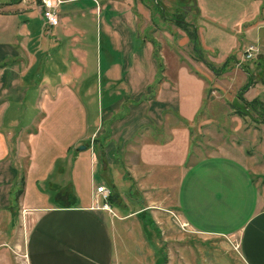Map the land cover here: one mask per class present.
Listing matches in <instances>:
<instances>
[{
    "label": "crops",
    "instance_id": "1",
    "mask_svg": "<svg viewBox=\"0 0 264 264\" xmlns=\"http://www.w3.org/2000/svg\"><path fill=\"white\" fill-rule=\"evenodd\" d=\"M176 4L186 10L196 8L197 20L186 23L194 31L193 49L196 44L197 59L207 73L219 63L220 68L230 60L239 63L245 47L254 42L258 51L249 64L253 66L243 71L264 74V0H62L57 7L59 21L52 26L45 22L39 0H0V264H123V239L112 221L115 214L111 208H92L99 185L114 198L111 165H122L134 181L153 189L179 178L170 197L176 207L186 205L185 232L216 233L200 223L201 205L208 200L205 191L214 187L200 179L193 186L183 183L194 141L192 126L205 101L207 80L191 69L195 63L179 56V44L189 36L179 30ZM116 41L120 55L113 53ZM89 67H104L95 84L106 85L100 93L107 100L86 140L89 155L69 157L71 148L66 150L61 143L38 155L33 134L18 142L5 128L2 116L10 108L6 101L34 91L35 78L41 84L52 78L82 84ZM108 85L138 86L124 94L121 105L109 102ZM63 90L54 89L57 98ZM48 91L51 87L41 88L43 101ZM98 164L101 172H108L104 184H94ZM180 190L185 193L179 195ZM195 194L199 205L191 207L189 199ZM209 195V205L212 200L216 204V194ZM149 199L147 206L120 218L157 209ZM261 201L234 230L243 264H264ZM145 238L155 253L161 249ZM217 254L200 256L191 250L180 258L171 257L170 264H222V255Z\"/></svg>",
    "mask_w": 264,
    "mask_h": 264
},
{
    "label": "rangeland",
    "instance_id": "2",
    "mask_svg": "<svg viewBox=\"0 0 264 264\" xmlns=\"http://www.w3.org/2000/svg\"><path fill=\"white\" fill-rule=\"evenodd\" d=\"M168 10L174 11L173 8ZM175 12L177 18H183L185 22L197 20L195 7L186 10L180 4H176ZM178 27L189 36L187 41L179 44L182 50L179 52L180 58L185 60L188 58L195 63L196 66H192L191 69L198 71L207 80L205 101L192 126L194 141L187 158L186 170L183 172L186 175L183 183L187 182L193 186L199 182L196 179H200L201 183L214 187L204 190L211 193L212 198L216 194V204L212 200V204L209 205L210 195L208 192L203 193L208 200L206 204L201 205L204 213L200 214L202 220L200 223L203 228L216 233L203 235L198 232L193 234L185 232L186 223L182 220L185 217L186 205L176 207L170 197L179 186V178L167 182L168 185L162 181L161 188L153 189L148 183L134 181L129 173L124 171L122 165H111L109 177L112 183L109 184L114 198L109 200V206L115 214L112 221L119 226L118 235L120 234L123 239L120 257L123 264H170L171 257L180 258V254L192 250L200 256L207 253L221 254L222 264H243L238 253L240 250L238 237L235 236L234 230L254 213L261 200L264 201V126H261L264 125L262 121L264 74L253 73L249 79V75H246L243 69L253 65H249L252 61L245 58L244 51L239 63L230 60L223 66L224 68H220L222 63H219L212 70L208 67L210 70L207 73V67L205 68L197 59L193 49L190 37L192 27L189 25L187 30L180 25ZM245 43L248 41L245 40ZM112 49L114 54H121L118 41L114 43ZM241 52L242 47L238 50L239 56ZM8 59L10 61V58ZM262 70L264 72V66ZM101 73L104 74V67L101 70L100 67L87 68L82 84L72 83L67 78L64 81L61 78H52L48 80L49 83L41 84V79L35 78L34 91L31 89L26 97L21 95L19 99L6 101L10 108L2 116L5 128L7 126L10 128L18 142L20 138L25 141L27 136L33 134L32 144L38 155L48 147L60 143L66 150L71 148L69 157L74 153L89 155L90 150L85 146L89 143L86 140L96 128L97 119L99 117L101 119L102 108L107 102L106 94L100 93V87L105 89L106 85L95 84L96 75L99 76ZM45 85L51 87V91L47 92V97L43 101L41 88ZM108 86L112 89L109 93V102H118L122 105L124 94L138 85H130L131 89L125 86L128 90L124 85ZM56 87L64 89L58 98L54 93ZM239 92L241 94L239 101L242 103L254 101L250 105L251 115L238 113L234 109L232 101L239 97ZM69 157L65 161L66 173L70 172ZM239 157L242 158L241 161ZM100 169V164L95 166L94 184L106 183L105 175L108 172L105 174ZM184 193L185 190L179 191V195ZM149 196L153 198V204L157 209L147 208L139 215L120 218L127 212L139 209L140 206H147L150 203ZM199 198L196 194L192 195L189 205L198 206L196 201ZM154 222L157 223L153 224ZM122 225L128 228H120ZM222 234H227L228 239ZM145 236L156 242L155 246L161 249L155 253L153 246L147 244ZM191 240L193 244L190 243ZM155 257L156 260L153 262ZM20 261L25 262L26 259L21 256Z\"/></svg>",
    "mask_w": 264,
    "mask_h": 264
},
{
    "label": "built area",
    "instance_id": "3",
    "mask_svg": "<svg viewBox=\"0 0 264 264\" xmlns=\"http://www.w3.org/2000/svg\"><path fill=\"white\" fill-rule=\"evenodd\" d=\"M42 7V16L48 25H56L59 21L57 14L58 4L62 0H39ZM258 51V47L255 43L248 44L245 47L244 55L247 59H252ZM110 190L104 185H99L95 188L94 209H109Z\"/></svg>",
    "mask_w": 264,
    "mask_h": 264
},
{
    "label": "trees",
    "instance_id": "4",
    "mask_svg": "<svg viewBox=\"0 0 264 264\" xmlns=\"http://www.w3.org/2000/svg\"><path fill=\"white\" fill-rule=\"evenodd\" d=\"M178 23H179V25L180 26H182L183 28H186L187 27V23L183 20V18H178ZM190 37L191 38H193V40L195 41V34H194V31H191L190 32ZM194 50H195V52L199 55L200 54V52H199V50H198V48H197V45L195 44L194 45ZM222 68H224V67H222ZM252 78V74L251 75H249V79H251ZM249 84V83H248ZM247 86V85H246ZM245 86V87H246ZM239 95V97H238V99H240V93L238 94ZM252 102H254V101H252ZM252 102L251 103H247V102H245V104L247 105V107L250 109V105L252 104ZM233 105V104H232ZM234 107V106H233ZM236 112H238V113H241V111H239V110H237ZM253 116V115H252ZM264 116V115H263ZM264 118V117H263ZM263 122H264V120H262ZM112 198V196L110 195V199Z\"/></svg>",
    "mask_w": 264,
    "mask_h": 264
},
{
    "label": "water",
    "instance_id": "5",
    "mask_svg": "<svg viewBox=\"0 0 264 264\" xmlns=\"http://www.w3.org/2000/svg\"><path fill=\"white\" fill-rule=\"evenodd\" d=\"M232 104H233L235 110H239L245 114L251 115V112H250L249 108L247 107V105L242 103L241 101H239V99L237 97H235L233 99ZM82 148H84V147H82Z\"/></svg>",
    "mask_w": 264,
    "mask_h": 264
}]
</instances>
